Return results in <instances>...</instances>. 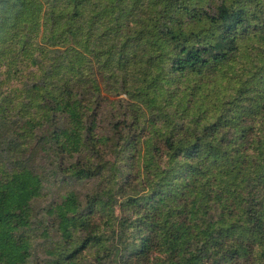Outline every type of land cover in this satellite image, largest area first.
<instances>
[{
	"label": "trees",
	"instance_id": "obj_1",
	"mask_svg": "<svg viewBox=\"0 0 264 264\" xmlns=\"http://www.w3.org/2000/svg\"><path fill=\"white\" fill-rule=\"evenodd\" d=\"M0 264H264V0H0Z\"/></svg>",
	"mask_w": 264,
	"mask_h": 264
}]
</instances>
